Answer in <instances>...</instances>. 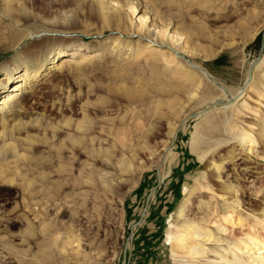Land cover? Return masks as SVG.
I'll return each instance as SVG.
<instances>
[{"label": "rangeland", "instance_id": "374dc122", "mask_svg": "<svg viewBox=\"0 0 264 264\" xmlns=\"http://www.w3.org/2000/svg\"><path fill=\"white\" fill-rule=\"evenodd\" d=\"M153 1L192 33L198 53L189 57L226 85L239 83L245 65L264 58V29L244 48L221 52L212 41L223 25L237 41L249 35L257 19L249 18L251 24L239 29L234 26L247 16L240 0ZM18 2L20 12L0 16V66L33 70V65L48 62L55 53L39 51L48 35L60 39L64 51L82 48L98 55L79 68L72 63L28 84L17 95L21 99L0 113V123L7 118L10 131L1 144L0 128V264H77L68 250L72 233L93 258L104 257L109 264H175L167 230L188 198L187 190L197 183L212 185L213 192L191 197L186 214L206 216L207 224L232 242L227 246L232 257L225 261L220 256L226 240L203 242L204 253L194 264H264V160L258 165L243 153L230 159V149L240 147L227 122L216 129L217 135L204 133V115L232 121L235 106L224 104L199 114L217 93L205 79L191 101V87L186 79L175 78L184 77L175 67L133 65L132 56L115 52L116 33L101 18L97 0ZM210 7L220 21L213 23L202 14ZM24 12L37 18L29 22L21 16ZM41 18L59 21L48 25ZM31 34L35 37L24 41ZM121 38L123 46L140 44L136 36ZM10 86L3 96L12 92ZM180 108L199 118L189 116L164 156L167 124L174 123ZM197 126L200 143L194 148ZM216 150L214 162L224 163L229 174L240 173L239 167L252 172L241 173L240 183L232 175L227 182L214 180L208 156ZM120 176L125 180L121 185L115 180ZM231 183L245 189L241 205L221 207L223 190ZM211 196L214 209H206Z\"/></svg>", "mask_w": 264, "mask_h": 264}, {"label": "bare ground", "instance_id": "6f19581e", "mask_svg": "<svg viewBox=\"0 0 264 264\" xmlns=\"http://www.w3.org/2000/svg\"><path fill=\"white\" fill-rule=\"evenodd\" d=\"M18 1L20 0H0V16L2 18H7V16L14 11L20 12V6H18V8L16 6V2ZM240 3L243 10H247V16L238 19L234 26L239 29L247 24L250 25L252 20L249 21V18L257 19V23L255 22L254 25H251L248 33L249 35L242 37L238 41L235 40L234 37H230L227 29L228 25H223L225 31H216L214 38H212V41L218 43V51L223 52L224 50H229L234 46L244 48L255 40L256 34L261 31V29H264V0H240ZM97 7L101 18L110 30H112L113 33H116L114 46H118V48L115 52L120 50V55L122 53H126L127 55L132 56L133 65L155 63L154 65L161 66L166 70L171 66H173L172 68L175 67L174 69L177 73L184 75V77L176 75L175 78L177 80L186 79L185 85L191 87L188 92V97L191 101L195 100L198 91L202 87L204 79L211 85V87L214 86L217 93L215 92V96H211V102H209L208 105H205V107L197 113H203L206 109L211 108L219 109L221 108L219 106L224 104H231V106H235L232 110L233 115L231 114L233 116L232 121L228 118L227 121L225 120L224 122L220 119L222 117L218 119L208 114L204 115L203 118L206 123L204 126V133L216 134V129L218 130L221 127L222 122L223 125L228 123V131L235 134L238 139L236 147H240L239 149L238 147L237 149H230L228 152L230 154V159L232 157H236V155H242L243 153L257 159V162L255 161V163L260 165V161L264 160V58L254 60L246 64L241 81L237 84L229 86L219 80L205 64L192 60L189 57V54L192 55L198 53L194 43V37L192 33L187 31L182 26L180 20L176 18L175 15L169 12L167 15V12L163 11L162 3H158L153 0H97ZM205 10V13L202 12V14H205L209 21H212L213 23L220 21L215 7H210L209 10ZM34 15L24 12L21 16L31 22L37 18ZM41 21L44 24L49 25L50 23H57L59 20L41 18ZM128 35L136 36V40L140 44L135 45L134 47H128V44L123 46L121 36ZM48 36L49 39L43 41L39 45V51L43 52L49 50V52L51 51L55 53V55L50 56L48 62L40 64H36L35 62L34 64L36 65H33V70H29L28 68L23 70L19 67L9 69L7 63L0 66L1 115H3L9 103H14L21 99L17 95L22 94L23 89L28 84L31 85L35 81L44 79L50 72L70 66L72 63H75L74 65L79 68V66L81 67L85 64L84 62H87L98 55L96 51H84L82 48L64 51L62 50V43L60 42V39L53 35ZM33 37H35L34 34H31L30 36L27 35L24 41L30 40ZM123 48H125V50H123ZM186 56H188V58ZM25 57L31 62L34 61L31 55H27ZM186 67L188 69H185ZM172 68L171 70H173ZM182 83L183 82H181V84ZM10 84H12V86H10L12 92L3 96V93L5 94V92L9 89ZM12 96L13 98H11ZM224 109H226V107ZM176 112V119L174 123H172L171 126L168 123V127L166 125V135L168 136V140L163 146V150L165 152L163 153L164 156H167V154L171 151V143L173 139L185 125L189 116L191 119L197 117L198 115L189 111H184L182 108L178 109ZM223 116H225V114ZM6 119L7 118L4 120L3 118V122L1 121L2 124L0 123V128H3L1 132V144L10 132L6 131L9 126ZM200 128L201 126H197L195 133L193 134L194 148H196L200 143V139L197 138ZM53 134H58L56 129L53 130ZM221 148L222 146L216 147V149ZM151 152H153V150ZM216 152L217 150L215 152L213 151L208 156V158L211 157V159H209V165L212 166L210 174L214 177V180L227 182L229 180V176L232 175L234 181L236 183H240L241 173L244 172V174H250L252 172V169H250L251 167H239L238 169L240 173L229 174L230 172H227L224 169V163L214 162V153ZM11 153L15 154V149H11ZM115 180L119 183V185L125 181L122 176L115 178ZM2 181L3 180H0V184ZM10 182H14L13 177H10ZM194 186L195 187L187 190L186 193L188 198L180 205L177 212L173 216L174 218L172 217L173 220L170 222V227L167 230V241L170 244L175 264H194V259L204 253L203 242L221 244L224 240H226L220 233L219 229H214L207 224L206 216L200 219H193L186 214L187 201L191 197H194L199 193L213 192V187L210 184L202 186L197 183ZM244 194L245 189L243 187H233L232 183L226 185L222 193V199L224 202L221 207L227 206L234 208L236 206H240V198ZM213 198L214 196H211L210 201L205 206L206 209L212 206L214 209ZM70 237H72L73 243L68 242V250L71 251L70 253H72V259L75 260V263L109 264L110 260L105 259L104 257L93 258L90 255L91 252H87L85 250V243L83 244L82 240L76 234H70V236H67V240H69ZM250 239L253 241L255 239L256 241V238ZM257 242L258 240L256 243ZM226 243L227 244L223 247V251L220 256L226 258L227 260L224 259L225 261H231L232 255L228 254L227 246L229 245V247H231L232 242H227L226 240ZM234 245H237V243H234ZM261 247L262 246L260 245L257 248L261 249ZM233 256L235 255L233 254ZM94 259L97 261H94Z\"/></svg>", "mask_w": 264, "mask_h": 264}]
</instances>
